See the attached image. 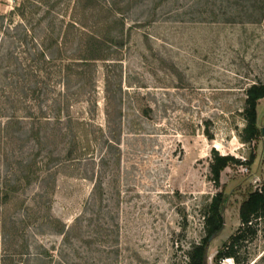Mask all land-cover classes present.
<instances>
[{"label":"rangeland","instance_id":"rangeland-1","mask_svg":"<svg viewBox=\"0 0 264 264\" xmlns=\"http://www.w3.org/2000/svg\"><path fill=\"white\" fill-rule=\"evenodd\" d=\"M18 1L0 0V264H189L223 190L207 252L222 264L242 201L264 188V98L261 133L241 138L246 89L264 82V0H33L26 22ZM72 21L111 59L81 61L94 52L80 24L51 58L46 25ZM213 149L247 161L221 186ZM258 227L238 264H264Z\"/></svg>","mask_w":264,"mask_h":264},{"label":"trees","instance_id":"trees-1","mask_svg":"<svg viewBox=\"0 0 264 264\" xmlns=\"http://www.w3.org/2000/svg\"><path fill=\"white\" fill-rule=\"evenodd\" d=\"M33 0H19L15 6L16 13L26 22V11ZM80 2L81 0H74ZM37 2V1H36ZM84 12V11H83ZM76 24H80L76 21L60 25L58 30L46 25L45 35L56 33L54 41L47 45L49 49V55L51 58L59 57L56 51L61 49L60 44L65 43L66 36L71 32V28L75 27ZM81 34L89 36L91 53L94 52L93 56H82V62L88 67L96 65V61L99 59H111L108 57L110 50L105 53L104 48L101 47V43L105 40L96 30L87 29L80 24ZM42 40V39H41ZM45 41L44 39L42 40ZM43 42L40 47L43 48ZM78 48L85 49V40H79ZM63 50H61L62 52ZM44 55H46L44 53ZM74 56V54L72 55ZM69 58L71 56L65 55ZM77 57H75L76 59ZM73 63H67L64 66V70L72 68ZM67 68V69H66ZM122 87L120 88V90ZM246 101L244 107V117L246 119V125L241 132V138L246 143H252L254 139L261 133L260 127L258 126V105L259 101L264 98V82H256L251 84L246 89ZM34 130V129H33ZM32 130V131H33ZM255 155L251 154L249 162H252ZM240 158L230 154H221L218 150L213 149V157L211 162L212 178L217 186H221V175L224 168L231 163H244ZM24 178L31 180L29 173L23 174ZM7 194V193H6ZM226 202V194L223 190H219L213 195L212 200L208 204L204 216H205V230L206 236L201 242L193 245L192 249L189 250V264H209L207 258L208 243L210 237L216 232L220 231L224 226V214L223 209ZM240 225L233 233L229 240L223 243L222 247L216 254V260L222 261L225 257H233L237 263H243L246 261L241 257V249L245 241L249 238L254 239L259 232L258 220L264 218V188L255 189L251 191L248 196L242 201L239 210Z\"/></svg>","mask_w":264,"mask_h":264},{"label":"built area","instance_id":"built-area-1","mask_svg":"<svg viewBox=\"0 0 264 264\" xmlns=\"http://www.w3.org/2000/svg\"><path fill=\"white\" fill-rule=\"evenodd\" d=\"M222 264H238L233 257H225L221 261Z\"/></svg>","mask_w":264,"mask_h":264},{"label":"water","instance_id":"water-1","mask_svg":"<svg viewBox=\"0 0 264 264\" xmlns=\"http://www.w3.org/2000/svg\"><path fill=\"white\" fill-rule=\"evenodd\" d=\"M263 133H264V128H263ZM215 234H213L211 237H210V239L214 236Z\"/></svg>","mask_w":264,"mask_h":264}]
</instances>
